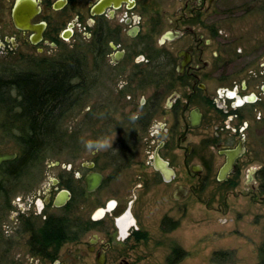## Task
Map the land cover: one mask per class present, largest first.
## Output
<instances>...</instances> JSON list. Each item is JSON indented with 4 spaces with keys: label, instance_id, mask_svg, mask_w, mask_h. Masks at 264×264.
Returning a JSON list of instances; mask_svg holds the SVG:
<instances>
[{
    "label": "flooded vegetation",
    "instance_id": "af4514ba",
    "mask_svg": "<svg viewBox=\"0 0 264 264\" xmlns=\"http://www.w3.org/2000/svg\"><path fill=\"white\" fill-rule=\"evenodd\" d=\"M38 1L40 12L32 23L45 27L37 44L31 43L30 32L12 24L15 34H0L1 51L13 53L24 45L43 56L35 61L32 74L67 60L65 52L51 55L47 50L58 51V38L64 40L68 33L70 37L73 27L67 25L59 34L50 18L43 16L44 9L53 10V4ZM98 1L77 14L84 36V43L78 44L82 76L75 79L78 86L71 87L77 92L71 96L73 102L62 105L77 109L92 91L104 88L108 100L92 108V125L101 123L98 130L102 134H95L96 140L110 132L115 135L113 147L102 158L95 151L97 156L90 162L78 161V149H63L42 151L45 158L33 160L27 167L10 169L8 162L0 166V221L11 217L8 223H0V240L4 239L9 252L15 248L14 238L25 236L31 263L36 258L43 264H71L65 261L66 253L82 259L84 237L92 233L87 251L95 254V264H134V246L147 239L146 231L138 226L137 197L127 189L140 146L147 155L142 165L138 163L142 189L162 184L176 188L174 161L181 143H186L184 163L192 174H205L200 189L212 178L219 185L237 187L249 161L248 142L264 133V38L253 41L250 48L242 36L229 37L220 25L227 11L214 0L185 2L172 20L167 18L165 31L161 18L149 15L136 0L117 7L112 4L93 14ZM250 11L247 8L244 13ZM167 32L176 37L162 40ZM88 45L93 51L84 53ZM203 126L209 132L195 145L190 132ZM234 151L240 154L228 159L226 152ZM15 154L12 161L18 159V152ZM53 154H64L65 159L46 160ZM261 168L247 170L246 181L253 189ZM10 174H14L11 180ZM92 175H100L102 180L88 192L86 179ZM16 191H27L28 209L20 203L13 206L11 195ZM104 192L109 198L99 199ZM122 192L124 197H120ZM89 200L95 202L94 212L99 210L86 217ZM172 200L176 202V197ZM173 224L176 220L170 216L161 219L163 230ZM51 228L60 236L48 241L45 235ZM65 247L71 248L65 251Z\"/></svg>",
    "mask_w": 264,
    "mask_h": 264
},
{
    "label": "rangeland",
    "instance_id": "374dc122",
    "mask_svg": "<svg viewBox=\"0 0 264 264\" xmlns=\"http://www.w3.org/2000/svg\"><path fill=\"white\" fill-rule=\"evenodd\" d=\"M14 1L0 0V34L5 31L9 35L16 33L10 25V11ZM49 1L54 4L58 0ZM94 1L67 0V4L61 10L44 9L43 16L50 18L53 29L57 30L59 34L66 30L67 25L73 26L69 38L64 40L58 38V51L48 49V53L51 55H56L61 51L67 53L68 50L76 49L78 44L84 43L83 26L77 23V14L80 11H85L86 6L91 5ZM136 1L139 6L146 7L149 15L161 18L162 28L165 31L168 29L167 18L172 20L177 8L182 7L185 2H194L195 0ZM214 4L227 11V14L223 16L224 19L220 21V25L229 37L242 36L244 39L242 42L246 41L250 48L255 45L252 44L253 41L263 40L264 0H214ZM247 8L251 9L250 13H244ZM86 18L87 16L83 20ZM88 52L91 53V50L87 49L84 53ZM42 57L37 55V51L24 45L13 53L0 50V69L4 72H31L35 70V61ZM107 98L108 94L104 88L94 90L87 99H84V103L75 109V112L68 113L69 115L61 123V131L73 137L65 138V141L70 143L68 147L61 142L56 143L61 147L58 150L78 149V161L90 162L97 156V153L93 154L95 151H99L101 154L99 157L102 158V154L113 147L116 140L115 135L109 131V134H105L106 137L96 140L95 134H102V131L98 130L101 123L92 125L94 116H90L91 121L86 118L89 109L92 110L100 101L108 100ZM262 128L263 126L260 127L261 130ZM208 132L204 126L200 127L190 132V141L197 145L202 136L207 135ZM184 147H186V143H181L180 147H176V160L174 161L176 188L163 184L140 188L141 179L137 176H142V173H140L138 163L142 165L147 160V155L143 146H140L137 151L132 174L128 175L131 185L127 186V189L130 190L129 194L137 197L135 213L138 218V226L146 231L147 239L134 246L131 257L135 261L134 264H166L171 250L176 246L187 254L178 264H256L258 248L264 242V194L259 191L257 183L254 185L255 189L251 187L250 183L246 181V175L248 169L264 166V133L258 140L251 137L248 142L247 157L249 161L242 168L240 184L237 187L219 185L212 178L205 188L200 189L205 174L200 176L192 174V171L184 163ZM17 152L18 148L13 139L5 136L0 127V154ZM61 156L53 154L47 156L46 160H64L65 155ZM77 163L75 162V164ZM178 190L187 192L183 195ZM123 192L120 197H124ZM11 197L15 201L20 200L19 202L14 201V207L20 203V207L28 209L27 191H16ZM174 197H176V202L172 200ZM106 198H109L107 192L99 196L101 200ZM1 204L0 201V206ZM94 206L95 202L89 200L84 210L86 217L94 212ZM5 213L7 214V212ZM165 216H170L178 223L174 230L165 231L161 228V219ZM10 218L9 216L3 218L0 223L3 221L6 224L11 220ZM91 234L84 237L86 246L82 253L83 258L77 260L75 253H66L64 255L66 262L95 264V254L87 251V241ZM4 238L5 240L10 239L8 236H4ZM24 238L25 236L15 237V248L10 249L9 252L6 250V245L3 244L4 239L0 240V264H43L40 259L36 258L31 263L32 256L24 245ZM70 248L65 247V251ZM216 252L229 253V260L226 263L214 262L212 257Z\"/></svg>",
    "mask_w": 264,
    "mask_h": 264
},
{
    "label": "trees",
    "instance_id": "16d2710c",
    "mask_svg": "<svg viewBox=\"0 0 264 264\" xmlns=\"http://www.w3.org/2000/svg\"><path fill=\"white\" fill-rule=\"evenodd\" d=\"M88 49L93 51L89 45ZM65 55L67 60L62 64L42 68L43 71L36 74L4 72L0 69V127L5 136L13 139L18 148V159L6 164L10 169L18 165L27 167L33 160L45 158L41 152L60 149L61 147L56 145L58 142L66 147L70 144L65 141L66 136L61 131V123L67 115L75 112V107L66 109L62 104L68 100L73 102L71 96H77V92L71 87L78 86L75 79L82 76L78 63L79 45L74 50H68ZM65 96H68V99ZM92 113L90 110L86 115L89 121ZM13 175L10 174V180ZM258 184L259 191L264 194V166L258 172ZM177 226L178 223L164 230L172 231ZM58 236L60 234L55 228L48 230L45 235L48 241ZM186 255L176 246L171 250L166 264H178ZM229 258L227 252H216L212 260L216 263H226ZM256 264H264V242L258 248Z\"/></svg>",
    "mask_w": 264,
    "mask_h": 264
},
{
    "label": "water",
    "instance_id": "95a60500",
    "mask_svg": "<svg viewBox=\"0 0 264 264\" xmlns=\"http://www.w3.org/2000/svg\"><path fill=\"white\" fill-rule=\"evenodd\" d=\"M128 2V0H99L93 7V14H99L101 13L104 8L109 7L113 4L114 7L119 6L121 3ZM40 1L38 0H16L14 5L12 6L10 16L11 21L10 23L18 30L24 31V32H30L32 35L30 36V41L32 44H37L41 38L42 33L44 30V24H33L32 20L37 16L40 12L39 8ZM67 4V0H58L53 4L54 10H61L64 8V6ZM176 37V33L174 32H167L163 37L162 40H171ZM64 39L69 38V33L67 35H63ZM240 152H226V155L228 156V159L233 155H239ZM15 153H3L0 154V166L4 163L11 162L15 158ZM157 162L162 164L159 159H157ZM229 162V161H228ZM230 164V163H229ZM227 170V166H225L220 171V179L222 176H224V173ZM2 180V176L0 175V183ZM102 178L100 175H92L89 176L86 179V191L92 192L94 191L100 184ZM183 191V190H182ZM178 190L180 194H186L187 191Z\"/></svg>",
    "mask_w": 264,
    "mask_h": 264
}]
</instances>
